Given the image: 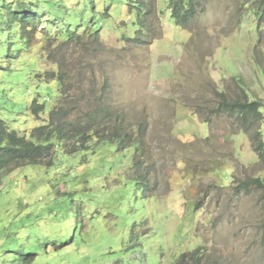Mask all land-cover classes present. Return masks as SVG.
I'll list each match as a JSON object with an SVG mask.
<instances>
[{"label":"rangeland","instance_id":"rangeland-1","mask_svg":"<svg viewBox=\"0 0 264 264\" xmlns=\"http://www.w3.org/2000/svg\"><path fill=\"white\" fill-rule=\"evenodd\" d=\"M174 1L0 0V123L31 139L62 71L81 110L101 98L141 142L59 144L52 165L4 175L0 264H264V194L239 189L264 160L218 112L243 90L264 105L260 0H195L182 27Z\"/></svg>","mask_w":264,"mask_h":264},{"label":"trees","instance_id":"trees-1","mask_svg":"<svg viewBox=\"0 0 264 264\" xmlns=\"http://www.w3.org/2000/svg\"><path fill=\"white\" fill-rule=\"evenodd\" d=\"M171 7L173 19L181 27L187 25L197 13L195 0H176L171 4ZM260 7L262 10L258 9L257 14L263 20L264 0H260ZM76 34L74 33L65 43L67 45L72 43L76 39ZM50 57L52 58V56ZM55 63L61 64L62 62ZM46 79L58 80L61 88L60 99L50 111L48 122L32 131L31 139L9 130L4 122L0 123V184L4 175L27 165H52L55 149L59 144H62L65 150L75 152L77 149L89 148L90 141L96 137L99 141L116 142L121 149L132 144L139 148L141 142L134 139L129 127L125 124L124 117L119 113H114L111 107L100 105L101 98L94 101L88 109L81 110L79 107L82 102L81 96L76 95L78 93H69V89L72 87L69 85V74L62 71H58L57 74L47 72ZM243 93V98L235 100H229L221 94L222 102L218 112L222 111L231 117H239L244 130L254 129V138L257 141L256 151L259 157L264 160V140L261 128L259 125H255L263 121L262 109L264 105L259 100L250 99L246 91L243 90ZM44 110L43 105L33 102L31 112L37 119H41ZM252 121L253 124H251ZM143 127L144 125H140L138 129H144ZM141 165L139 161L135 163V167L139 169ZM138 177L146 179L145 176L144 178ZM239 189L246 192L258 189L264 194V181L260 178L249 179L241 182ZM197 251L192 253L194 262L201 255ZM186 257L187 254H183L179 263L181 264Z\"/></svg>","mask_w":264,"mask_h":264}]
</instances>
